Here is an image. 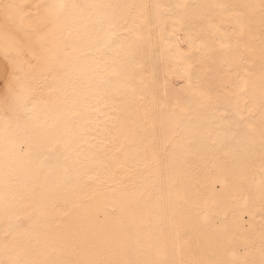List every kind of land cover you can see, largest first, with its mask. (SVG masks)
<instances>
[{"label": "snow or ice", "instance_id": "1", "mask_svg": "<svg viewBox=\"0 0 264 264\" xmlns=\"http://www.w3.org/2000/svg\"><path fill=\"white\" fill-rule=\"evenodd\" d=\"M0 264H264V0H0Z\"/></svg>", "mask_w": 264, "mask_h": 264}, {"label": "bare ground", "instance_id": "2", "mask_svg": "<svg viewBox=\"0 0 264 264\" xmlns=\"http://www.w3.org/2000/svg\"><path fill=\"white\" fill-rule=\"evenodd\" d=\"M129 2H146V3H153L156 2V0H129ZM26 147V146H25ZM108 211H111L109 208Z\"/></svg>", "mask_w": 264, "mask_h": 264}]
</instances>
